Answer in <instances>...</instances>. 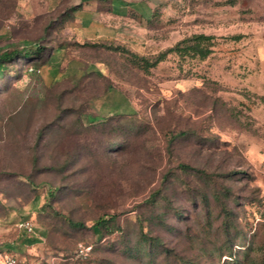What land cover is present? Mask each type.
<instances>
[{
    "label": "rangeland",
    "instance_id": "374dc122",
    "mask_svg": "<svg viewBox=\"0 0 264 264\" xmlns=\"http://www.w3.org/2000/svg\"><path fill=\"white\" fill-rule=\"evenodd\" d=\"M78 1L17 0L0 21L18 26V37L58 46L62 70L77 75L47 89L17 63L15 78L0 80V245H11L20 264H219L230 250L264 264V0H126L119 13L92 2L70 21L61 13ZM88 10L102 27L83 26ZM48 23L61 27L39 40ZM198 33L212 36L203 59L172 53L144 70L134 58L152 61ZM76 111L124 113L112 120L125 138L115 142L120 135L96 124L86 134ZM178 131L186 135L167 148ZM28 172L35 189L20 182ZM48 185L58 187L53 209L86 228L36 212ZM104 213L116 215V227L98 238L87 227ZM25 216L28 233L41 237L32 245L18 226ZM79 242L93 245L91 254L63 258Z\"/></svg>",
    "mask_w": 264,
    "mask_h": 264
},
{
    "label": "trees",
    "instance_id": "16d2710c",
    "mask_svg": "<svg viewBox=\"0 0 264 264\" xmlns=\"http://www.w3.org/2000/svg\"><path fill=\"white\" fill-rule=\"evenodd\" d=\"M87 1L88 0H80L79 4L64 9L61 14L65 15V17H67V19L70 21L78 19L80 17L79 14L82 12L81 7L83 6V3H86ZM92 1H95L97 4H99L98 6H100L99 7L100 9L98 10L96 9V11L103 10L104 12L105 11L116 12L117 8L120 5H124V7L131 6L130 4L131 2H128L126 0H89V3ZM60 2L61 0H59V3ZM16 8H17V0H0V11H1L0 21L4 19L7 20L10 17H12L15 13ZM1 9H8V11L4 15ZM92 12H93L92 10H88L85 16L82 15L83 18H85L82 20L87 21L89 17L88 15L91 14ZM83 26L86 27V23H83ZM57 27L59 28L61 26H53L50 25V23L45 24L41 29L39 40L42 39L43 34H46L49 30H53ZM93 27H97V28L102 27V24L98 22H94L93 26L89 25V28H93ZM18 29L19 27L15 25L12 24L3 25L2 23H0V80H6V79L13 80L15 78V74H17L15 73L13 68L14 65H16L17 63L24 65V69H23L24 73L29 71L32 72V74L38 75V77L43 81L47 89L52 88L54 85L60 83V81L65 78H72L74 75H76L75 73L69 75L62 70L60 57L58 56L60 54V49L58 46L47 49L46 46L42 45L37 40L29 39L27 37H18L16 35ZM92 36L93 34L90 33L89 38L87 37V39L89 40L86 42L92 43L93 42V40H91ZM212 45L213 42L211 35L198 33V34H192L188 37L179 40L174 45L160 52L152 61H149L144 57H138V56L136 57V55H134V58L138 62L139 67L146 70L151 66H155L158 62L162 61L168 54H172V53L181 57L190 56V57H198L200 59H203L211 53ZM80 71L83 73V74H79L80 78H83L89 73V71L87 70L84 71L81 69ZM21 73L18 74L20 75ZM76 113H77L76 114L77 123L78 125H80L79 128H81L86 134L89 133V126H93L96 124L98 126H101V128H104L107 134H111V135L113 134L112 136H115V134L120 135L121 137H117L118 139L116 138L115 142L118 141L119 139L123 140L125 138L124 136L126 135V133L121 135L119 131L121 127L119 126L113 127V120H112L113 118H115L117 119V121H119V118L125 115L124 113H116L114 115H109L106 118H97L96 115H92L87 111L85 112L76 111ZM185 135H186V131H178L174 134L170 133L166 139L167 148L170 147V145L175 139H178L179 137ZM42 137H43V130H39L37 139L33 144V150H32L33 152L31 155L32 167H35L36 165L35 163L37 159L36 148L38 147V145L41 144ZM3 142L4 145H12L13 137L11 136L10 133L7 132V137L4 139ZM113 142L114 141L110 142V147L112 146ZM76 151L77 149L74 150V154L76 153ZM74 154L69 153L66 156V159L68 160L73 158L75 156ZM67 160H65L62 163V165L59 167L60 171H64V169L69 165V161ZM177 166L184 171H193L196 173L202 172V170H200L199 168L193 167L184 162L178 163ZM22 177H23L22 180L19 179L20 182L26 183L28 186L32 187V189H35L36 185H38V183L33 181L32 173L28 172L25 175L22 174ZM166 178H167V173L165 172L162 174L160 182H163ZM159 190L160 189H156L155 191H152L144 202L148 204L154 203L156 201L157 195L159 194ZM57 192H58V187L48 185L43 195V199H44L43 203L38 207L36 212L37 213L50 212V214L56 215L60 217L62 220H64L65 223L71 228H75V229L86 228V225L84 224L83 221L73 220L66 215H60L58 211L53 209L52 202L55 200ZM35 198L36 196H34L33 199ZM115 217H116L115 214L107 215V213H104L92 219L91 224L87 228L91 231L92 235L101 238L104 236V234L110 233L115 229L116 227ZM26 218H28V216L27 217L25 216L23 218L25 220L20 221L18 223V226L21 222L26 221L29 223V221L26 220ZM44 227L48 229L47 224H44ZM19 228L23 230L24 234L30 235V237L22 239L24 244L32 245L40 240L41 237L32 236V234L28 233L26 229L20 226ZM47 233L45 232L43 234V238L48 236ZM140 235L141 238H143V240L148 241L157 246L160 245L159 238L148 237L142 231H140ZM79 243L91 246L89 253L85 257H78V258L74 257L75 249L78 244L77 243L74 249L72 250V253L69 255H63V258L81 259V260L86 259L91 254L93 245L84 242H79ZM12 250H13L12 246L9 244L0 245L1 252H7L5 254L12 255L15 257L13 253H10V251ZM224 255L225 257L220 261L219 264H260L255 261H251L250 263L248 261H244L243 259H239L236 256V250H230L228 251L227 254Z\"/></svg>",
    "mask_w": 264,
    "mask_h": 264
},
{
    "label": "built area",
    "instance_id": "2783aa9c",
    "mask_svg": "<svg viewBox=\"0 0 264 264\" xmlns=\"http://www.w3.org/2000/svg\"><path fill=\"white\" fill-rule=\"evenodd\" d=\"M20 227H23L28 232L32 231V227L28 222H21L19 224ZM91 246L90 245H84L82 243H78L77 247L75 249L74 257H85L89 251ZM0 264H20L18 259H16L12 255L4 254L2 257H0Z\"/></svg>",
    "mask_w": 264,
    "mask_h": 264
},
{
    "label": "crops",
    "instance_id": "0c3cea01",
    "mask_svg": "<svg viewBox=\"0 0 264 264\" xmlns=\"http://www.w3.org/2000/svg\"><path fill=\"white\" fill-rule=\"evenodd\" d=\"M93 3H96L95 1H92ZM92 2H90V3H92ZM80 3V0L78 1V3H76V4H79ZM90 3H89V0L86 2V3H83V7L84 8H88L89 9V5H90ZM97 4V3H96ZM124 8V5H120L118 8H117V10H116V12H114V13H119V12H121V10ZM105 12H110V11H105ZM113 13V12H112ZM93 14V13H92ZM89 16V15H88ZM89 19H90V22H89ZM94 22H97V21H94L93 19H92V17H88V19H87V21H84V23H86V27H87V29H90L89 28V25H94Z\"/></svg>",
    "mask_w": 264,
    "mask_h": 264
}]
</instances>
